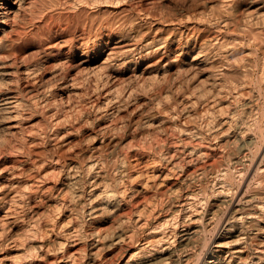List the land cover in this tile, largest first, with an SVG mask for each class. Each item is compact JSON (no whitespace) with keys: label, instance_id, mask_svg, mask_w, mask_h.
Returning a JSON list of instances; mask_svg holds the SVG:
<instances>
[{"label":"bare ground","instance_id":"6f19581e","mask_svg":"<svg viewBox=\"0 0 264 264\" xmlns=\"http://www.w3.org/2000/svg\"><path fill=\"white\" fill-rule=\"evenodd\" d=\"M129 1L0 0V264H264V0Z\"/></svg>","mask_w":264,"mask_h":264},{"label":"rangeland","instance_id":"374dc122","mask_svg":"<svg viewBox=\"0 0 264 264\" xmlns=\"http://www.w3.org/2000/svg\"><path fill=\"white\" fill-rule=\"evenodd\" d=\"M138 1V3H136V2ZM148 2V3H146V2ZM157 1H159V3H157V4H154V3H156ZM262 1V0H261ZM135 2V3H134ZM141 2V3H140ZM156 2L153 0L152 2L151 1H148V0H133V2H132V0H130L129 2H127L126 4L128 5V4H131V5H133V8L134 9H136V8H139V7H141L142 9H147L148 8V10L149 11H151L152 13H154V15L155 16H158L157 18H159L160 20L164 17V18H169V15H170V18L169 19H174L173 21H175V19L177 20V21H179L180 19H182L181 21H184V22H186L187 20H194V17H198V12H195L194 13V10L192 9V5H191V3H188V2H186V0H156ZM178 2V3H177ZM180 2H182V3H180ZM186 2V3H185ZM145 4L146 6H144L143 4ZM167 3V4H166ZM260 3V4H259ZM141 4V6H138V5H140ZM158 4H160L161 6H159ZM177 4H179V5H177ZM181 4V5H180ZM187 4V5H186ZM191 6H190V5ZM148 5V6H147ZM153 6V7H150V6ZM156 5V6H155ZM260 5H262L261 4V2H258V1H256V3H253V5H251V6H249V7H246V8H243L242 10L243 11H239V12H241L242 14V16H245V17H247V15H251L250 13H252V17L253 16H259V18H262V16H260V15H264V7H260ZM183 6V7H182ZM189 6V7H188ZM156 7H158V8H156ZM162 7V8H161ZM181 7V8H180ZM185 7V8H184ZM150 8V9H149ZM154 8V9H153ZM180 8V9H179ZM255 8V9H254ZM172 9V10H171ZM253 9V10H252ZM257 9V10H256ZM175 10V11H174ZM249 10V11H248ZM101 10H98L97 11V14H95L94 13V18L96 17V19H99V18H103V19H105L106 17H108V16H103V15H110L111 13H106V10H104L105 11V13L106 14H103L104 12L103 11H101ZM163 11V12H162ZM195 11H197V10H195ZM251 11V12H250ZM98 12H99V14H98ZM180 14H179V13ZM183 12V13H182ZM188 12V13H187ZM159 13V14H158ZM161 13V14H160ZM163 13V14H162ZM169 13V15H167ZM178 14V16H177V14ZM184 13H186V14H184ZM209 13H211V11H209ZM207 14V16L208 15H210V14ZM249 13V14H248ZM176 14V15H175ZM183 14V15H182ZM259 14V15H258ZM162 15H165V16H162ZM175 16V17H174ZM187 16V17H186ZM194 16V17H193ZM177 17V18H176ZM244 17V18H245ZM255 19H257V18H255ZM255 19L254 18H252V21H255ZM246 20V19H245ZM262 23H264V22H262ZM242 24H244V22L242 23ZM250 24V23H249ZM71 25H73V23L71 24ZM71 25H70V29H71V31H70V29H69V33H68V37L70 36L69 34L71 33V32H73L74 33V31H75V29H74V26H72L71 27ZM243 26H245V25H243ZM242 26V28H246L247 26H245V27H243ZM253 27H256L258 30H259V28H258V26H264V24H261V23H259V24H255V25H252ZM257 29H255V30H257ZM261 29V28H260ZM72 30H74V31H72ZM72 34V33H71ZM233 37L235 38V40H234V42H233V46H234V44H238V45H235V47H241L242 49H246L245 50V52H241V53H237V54H235V55H233V56H231L230 57V60L229 59H226V58H223V57H225L224 56V54H218L217 56L218 57H221V58H223V60H224V62L225 61H227V62H225L224 64L225 65H231L232 64V66L234 65H236L235 67H239L238 68V70H230L229 72H230V74H229V72L227 71V73H226V76H225V83H226V85H228L229 84V86H231V87H233V86H236V85H238L239 83H243V82H245V83H248L249 84V86H251V88H253V89H257V87H258V85H256V84H258V82L256 81V79H257V75L259 74V72H260V69H261V67L262 66H264V50H261L256 44H255V42L252 40V38L253 37H246V34L244 33H242V31L241 30H236L234 33H233ZM261 37L262 38H258V39H260V40H262V41H264V35H262L261 34ZM26 39H29L30 41H32V42H30L29 40H27L26 41ZM254 39V38H253ZM24 40V39H23ZM23 40H21V42L16 46L17 47V49L19 50V53L20 52H22V53H20V54H22V56L25 54L26 55V57H27V59H30V57H31V59L32 58H35L37 55H38V53H39V49L41 48L40 46L41 45H43L44 43H45V41H44V39L43 38H41V39H39V38H37V37H35V38H25V40H24V42L25 43H23L22 41ZM33 40H35L34 42H33ZM36 40H38L37 42H36ZM39 41H40V43H39ZM85 42H87L88 41V39L86 38L85 40H84ZM27 42V43H26ZM30 42V43H29ZM23 44V45H22ZM30 44V45H29ZM23 48V49H22ZM262 49H264V48H262ZM37 51H38V53H37ZM249 52V53H248ZM215 53V52H214ZM225 53V52H224ZM24 55V56H25ZM33 55V56H32ZM226 55V54H225ZM23 56V57H24ZM133 57V59L136 61L137 60V55L136 54H133L132 55ZM216 56V57H217ZM248 58V57H252V61L251 62H248V60L247 59H245L246 57ZM25 57V58H26ZM135 61H132L133 63H135ZM132 62H129L128 64H126V65H124V66H121V68H124V69H129V68H131V67H133L134 65L132 64ZM229 62H231V63H229ZM242 64V65H241ZM127 65H129L128 67H127ZM229 65V66H230ZM241 67H240V66ZM131 66V67H130ZM233 66V67H234ZM126 67V68H125ZM241 68V69H240ZM251 71H252V73H251ZM233 72H234V74L235 75H232L233 74ZM237 72V73H236ZM254 73V74H253ZM237 74V75H236ZM246 74V75H245ZM238 76V77H237ZM232 77V78H231ZM243 77V78H242ZM250 78V79H249ZM248 79H249V82H248ZM231 80V81H230ZM85 80H83V82H84ZM254 81H256V82H254ZM82 82V84L80 85V87L79 88H81V86L83 85V84H85V85H83V87L81 88V89H83V92H82V96H85V94H84V91H85V89H86V86H87V84H91L92 85V83L90 82V80H88V82H90V83H88L87 81H85V82H87V83H83ZM233 83V84H232ZM235 84V85H234ZM91 85H88L87 87H89V86H91ZM93 86V85H92ZM91 86V87H92ZM91 89V88H90ZM37 113V114H36ZM34 115H32L33 117H31V119H29L28 121H26L28 124H32V125H30V126H34L33 128H40L41 126H40V124L43 122V120H40V118L39 117H41L40 115H42V113H41V111L39 110V111H37V112H34L33 113ZM34 116H36V117H34ZM42 119V118H41ZM36 120V121H35ZM39 121H42V122H39ZM40 123V124H39ZM38 124V125H37ZM42 125V124H41Z\"/></svg>","mask_w":264,"mask_h":264}]
</instances>
